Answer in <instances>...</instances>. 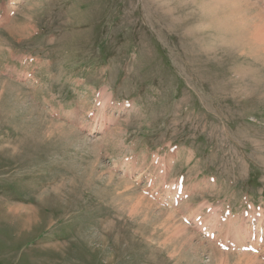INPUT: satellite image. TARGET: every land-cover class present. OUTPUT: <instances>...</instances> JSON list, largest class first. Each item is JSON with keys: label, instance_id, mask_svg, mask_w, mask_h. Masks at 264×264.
<instances>
[{"label": "rangeland", "instance_id": "374dc122", "mask_svg": "<svg viewBox=\"0 0 264 264\" xmlns=\"http://www.w3.org/2000/svg\"><path fill=\"white\" fill-rule=\"evenodd\" d=\"M259 209L264 0H0V264H264Z\"/></svg>", "mask_w": 264, "mask_h": 264}, {"label": "bare ground", "instance_id": "6f19581e", "mask_svg": "<svg viewBox=\"0 0 264 264\" xmlns=\"http://www.w3.org/2000/svg\"><path fill=\"white\" fill-rule=\"evenodd\" d=\"M19 208V207H18ZM22 208H24V207H22ZM26 213H28V212H26ZM30 214V213H29ZM31 215H32V213H31ZM29 216V215H28ZM27 216V219L26 220H28L29 219V217Z\"/></svg>", "mask_w": 264, "mask_h": 264}]
</instances>
